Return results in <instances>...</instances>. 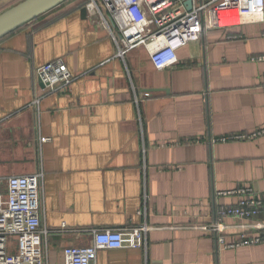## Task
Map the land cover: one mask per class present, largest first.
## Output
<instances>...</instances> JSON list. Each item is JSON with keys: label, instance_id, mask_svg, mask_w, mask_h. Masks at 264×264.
I'll return each mask as SVG.
<instances>
[{"label": "crops", "instance_id": "crops-1", "mask_svg": "<svg viewBox=\"0 0 264 264\" xmlns=\"http://www.w3.org/2000/svg\"><path fill=\"white\" fill-rule=\"evenodd\" d=\"M81 2L0 40V180L43 171L47 263L93 244V229L148 224L144 247L100 249L97 264H264V242L228 249L194 227L237 203L224 193L250 185L264 196V135L220 141L264 129V62L253 61L264 18L205 28L157 70L143 46L118 57ZM57 58L75 80L47 95L37 69ZM225 236L231 244L240 229Z\"/></svg>", "mask_w": 264, "mask_h": 264}, {"label": "built area", "instance_id": "built-area-1", "mask_svg": "<svg viewBox=\"0 0 264 264\" xmlns=\"http://www.w3.org/2000/svg\"><path fill=\"white\" fill-rule=\"evenodd\" d=\"M88 0L85 8L106 29L117 46V56L143 46L157 70L178 63V50L198 45L205 28H228L264 18V0ZM253 61L264 62V55ZM37 79L45 93H60L75 80L64 58L37 69ZM36 99L33 105H38ZM264 135L227 136L220 141H247ZM43 171L0 180V264H48L46 239L50 230L43 226ZM224 195L235 196L234 205L222 207L215 222L194 226L217 237L225 248H239L264 242V196L252 186H241ZM147 196L140 214L147 213ZM240 223L230 225L227 220ZM66 230L67 225H61ZM240 229V237L227 244L225 233ZM150 227L144 224L123 230L93 229V244L67 247L64 264H97L98 250L140 248L146 245Z\"/></svg>", "mask_w": 264, "mask_h": 264}, {"label": "water", "instance_id": "water-1", "mask_svg": "<svg viewBox=\"0 0 264 264\" xmlns=\"http://www.w3.org/2000/svg\"><path fill=\"white\" fill-rule=\"evenodd\" d=\"M1 1V0H0ZM68 0H23L10 7L0 14V39L18 30L27 23L53 10ZM188 11H191L193 4L191 0L186 3ZM82 15H88L85 7L82 8ZM43 87V85L41 84ZM148 90L147 92H154Z\"/></svg>", "mask_w": 264, "mask_h": 264}, {"label": "trees", "instance_id": "trees-1", "mask_svg": "<svg viewBox=\"0 0 264 264\" xmlns=\"http://www.w3.org/2000/svg\"><path fill=\"white\" fill-rule=\"evenodd\" d=\"M23 0H10L8 3L4 4L3 6L0 7V14L4 11H6L7 9H9L10 7L20 3ZM72 0H68L67 2H70ZM88 0H82L80 7H85L86 3ZM23 27V26H22ZM11 34V33H10ZM6 37V36H5ZM4 38V37H3ZM2 39V38H1ZM0 39V40H1Z\"/></svg>", "mask_w": 264, "mask_h": 264}, {"label": "rangeland", "instance_id": "rangeland-1", "mask_svg": "<svg viewBox=\"0 0 264 264\" xmlns=\"http://www.w3.org/2000/svg\"><path fill=\"white\" fill-rule=\"evenodd\" d=\"M5 1H6V2H5ZM9 1H10V0H1L0 3H3V4H1L0 7L3 6L4 4L8 3Z\"/></svg>", "mask_w": 264, "mask_h": 264}]
</instances>
